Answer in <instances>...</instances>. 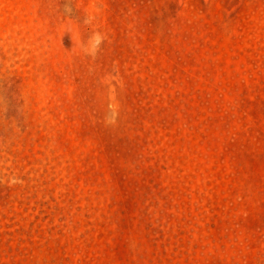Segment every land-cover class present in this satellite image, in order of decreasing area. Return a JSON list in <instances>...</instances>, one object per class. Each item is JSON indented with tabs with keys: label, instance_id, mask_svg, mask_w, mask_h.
<instances>
[{
	"label": "rangeland",
	"instance_id": "374dc122",
	"mask_svg": "<svg viewBox=\"0 0 264 264\" xmlns=\"http://www.w3.org/2000/svg\"><path fill=\"white\" fill-rule=\"evenodd\" d=\"M0 264H264V0H0Z\"/></svg>",
	"mask_w": 264,
	"mask_h": 264
},
{
	"label": "clouds",
	"instance_id": "9594fccd",
	"mask_svg": "<svg viewBox=\"0 0 264 264\" xmlns=\"http://www.w3.org/2000/svg\"><path fill=\"white\" fill-rule=\"evenodd\" d=\"M99 43V41H97V44Z\"/></svg>",
	"mask_w": 264,
	"mask_h": 264
}]
</instances>
